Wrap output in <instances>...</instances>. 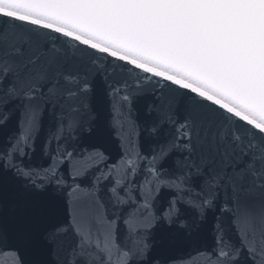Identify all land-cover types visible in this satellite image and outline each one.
Returning <instances> with one entry per match:
<instances>
[{"label": "snow or ice", "instance_id": "obj_1", "mask_svg": "<svg viewBox=\"0 0 264 264\" xmlns=\"http://www.w3.org/2000/svg\"><path fill=\"white\" fill-rule=\"evenodd\" d=\"M0 264H264V0H0Z\"/></svg>", "mask_w": 264, "mask_h": 264}]
</instances>
